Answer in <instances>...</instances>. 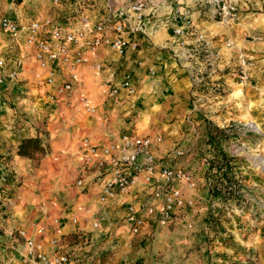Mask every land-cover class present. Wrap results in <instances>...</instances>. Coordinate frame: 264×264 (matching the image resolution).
Listing matches in <instances>:
<instances>
[{
  "label": "built area",
  "instance_id": "2783aa9c",
  "mask_svg": "<svg viewBox=\"0 0 264 264\" xmlns=\"http://www.w3.org/2000/svg\"><path fill=\"white\" fill-rule=\"evenodd\" d=\"M64 4L75 6V9L64 16L31 17L23 21L4 16L0 20V31L34 62V82L44 91L49 103L77 105L85 114L102 118L103 111L93 104L83 86L84 74L103 75L109 68L107 51L120 59L127 58L130 53L139 52L140 34L150 38L158 29L172 31L178 48L173 51V58L178 67L188 72L191 91L198 103L205 102L207 95L224 99L223 95L227 94V88L219 80L220 72L230 63L223 58L221 48L216 44L231 49L234 40L226 38L222 41L219 36L209 35L200 28L199 22L207 14L220 25L240 26L243 0H52L55 8ZM161 8H167V11L159 18ZM151 18L154 22L147 32ZM11 62L0 52V88L14 87L20 82L23 61L17 58L13 66H10ZM252 64L243 53L238 55L236 69L241 87L250 84ZM102 84L110 99L132 98L138 93L137 79L132 72H126L120 78L112 72L103 78ZM100 120V126L106 127V119ZM206 127L205 147L201 151L204 177L210 191L215 188L221 191L219 196L211 195L213 218L220 211H225L228 217L232 213L244 215L247 205L241 199L248 194V189L255 192L259 188L255 183L248 185L247 179L264 173V157L254 139L264 133L253 123L241 121L214 125L208 119ZM162 141V137L123 134L105 145L89 138L82 142L83 161L95 169L96 181L100 182L99 202L102 205L129 195L135 188L139 190L135 196L137 202L128 205L122 218L133 236L140 235L149 225L169 227L178 222L187 209L196 207V200L181 188L186 187L188 193L196 191V176L190 170L165 164L156 157L153 146ZM190 154L191 149L177 147L169 161ZM86 183V178H82L76 185L86 190ZM257 205V210L254 206L248 208L249 216L254 218L252 230L264 227V202ZM44 216L46 219V213ZM72 223L78 224V220L74 218ZM60 224L59 219L52 222L53 227ZM209 226L213 232L222 234L220 227L212 221ZM93 227L101 229L99 219L93 222ZM49 228L43 222H37L32 230L23 228L16 235L11 232L12 242L8 247L12 257L3 264H94L90 253L84 252L83 243L66 244L59 236H51L52 252H47L45 240ZM189 229H193L192 224Z\"/></svg>",
  "mask_w": 264,
  "mask_h": 264
},
{
  "label": "crops",
  "instance_id": "0c3cea01",
  "mask_svg": "<svg viewBox=\"0 0 264 264\" xmlns=\"http://www.w3.org/2000/svg\"><path fill=\"white\" fill-rule=\"evenodd\" d=\"M74 9L75 6L68 4L55 8L52 5V0H0V20L4 16L21 21L31 17L55 16L57 14L64 16L70 14ZM166 11L167 8H161L158 17L162 18L160 14H164ZM241 17L240 26H224L223 28L211 15L206 14L201 18L199 26L211 36H219L222 41L226 38L234 40V47L231 49L218 42L216 44L221 48L223 58L230 63L220 76L227 91L233 93L235 88L240 87L239 72L236 69L238 55L245 51L248 58L253 61L249 68L250 84L244 87V89L248 88L252 91L255 97L256 101L253 103L257 107L253 111L252 103L246 102V96L240 90L235 93L242 94L243 98L235 97L234 93L230 94L222 99L223 102L226 101V105H223L222 109L216 104L219 99L211 98V95L206 96L205 102L198 103L191 91L188 72L178 67L173 58V51L178 48H176L171 30L158 29L156 34L150 38L146 34H140L138 53H130L129 57L120 59L113 52L107 51L105 54H107L108 71L101 76L84 74L83 86L90 95L93 104L103 111V116L102 118L101 116L93 118L91 116V119L84 117L82 123L75 124L71 128V137L68 141H63V144H68L66 151L68 150L71 158L70 165L75 174L74 181L69 183L68 189L64 191L65 203L62 204L59 212L49 217L47 214L46 219H43L45 216L38 215L34 222H43L47 227H50L45 240L47 252H52L49 244L51 236H59L66 244H71L68 240L72 239H75V243L79 242L81 245L83 243L84 252L90 253L91 260H95L94 264H146L148 255L145 247L153 237H156L158 251L164 252L162 264H199L201 258L204 264H233L235 261L239 264L242 260H246L240 252L236 253L237 250L235 252L232 250L233 246L230 245V242H227L224 237L222 238L218 232L215 233L209 229L210 226L207 225L205 218V223L201 227L198 226V222L202 220H200V216L203 218L202 210H204L199 208L198 201L201 200L202 194L205 195V201H211L210 196L207 195V188L203 184L205 168L201 159V151L205 147L203 135L207 129L208 119H211L214 125L230 123L236 118L244 117L256 123L260 122V125H263L261 121H264V93H262V91L264 92V55L260 53L264 48V34L262 33L264 32V2L262 0H243ZM153 19L151 18L147 25V32L151 30ZM260 24L263 26L261 27ZM253 34L261 37L259 41H247V37ZM0 52L12 60L10 66H13L15 59H22L23 70L20 74V82L31 76L29 83V88H31V84L35 83L33 81L36 72L34 62L20 49V46L1 31ZM152 71L155 72L154 75ZM112 72L117 78L122 77L126 72H132L137 79V95L132 98H108L107 89L103 86L102 80ZM19 84L14 87L0 88V152L4 151L2 153L3 160L12 155L18 161L17 152L22 141L37 137V127L32 125L36 121L26 124L18 132L19 135L9 131L18 112L7 108L6 94L3 95V92L18 87ZM34 90L38 92L35 99L42 101L40 104H48L49 110L46 114L53 113V104L48 102L46 95L39 88ZM218 110H220V114L217 115ZM21 112L19 111V113ZM37 118L40 119V115L35 116V120ZM103 118L106 119V127L100 126V119ZM36 125L38 124L36 123ZM123 134L145 135L154 139L162 137L163 141L155 143L152 149L156 157L164 161L165 164L190 170L196 176L198 180L196 191L188 193L186 187L181 186L185 193L190 194L196 200V207L187 209L178 222L166 228L149 225L140 235L133 236L129 228L124 226L122 218L128 205L137 202L135 196L138 189H133L129 195L113 200L106 206L99 202L100 182L97 183L95 169H91L83 161L80 152L83 139L89 138L94 143L105 145L116 141ZM261 145L264 146V142ZM177 147L191 149V154L183 159L170 162L171 153ZM176 163L178 165H175ZM4 164L0 163V166ZM3 175L0 169V178ZM82 178L87 180L86 190H82L76 185L77 181ZM138 193H140L139 190ZM199 214L201 215L199 216ZM74 218L78 220V224L72 223ZM54 219L61 221L60 226H52ZM96 219H99L101 223L100 230L93 227V222ZM236 220L233 218L230 223L222 225L223 235L228 234V238L233 236V242H237V244L243 242V244H247L246 246L256 249L253 254L256 256L258 253L257 264H264V227L255 230L256 232L247 238L249 242L242 241L241 229L237 228ZM191 224L193 229H189ZM23 226L26 227V225ZM27 228L33 229L31 226ZM92 243L95 244L92 246ZM233 245L236 246V243ZM198 247L200 248L199 252L196 251ZM134 248L138 250L135 251ZM10 257H12V253L9 247H0V263H4ZM247 257L250 258V255Z\"/></svg>",
  "mask_w": 264,
  "mask_h": 264
},
{
  "label": "rangeland",
  "instance_id": "374dc122",
  "mask_svg": "<svg viewBox=\"0 0 264 264\" xmlns=\"http://www.w3.org/2000/svg\"><path fill=\"white\" fill-rule=\"evenodd\" d=\"M219 26L224 28L223 25ZM262 26L263 25H261V27ZM262 33L264 34V32ZM260 38L261 37L259 35L253 34L247 37V41H259ZM241 53H243L248 58V55L245 51ZM260 53L264 55V48L261 49ZM28 78L29 79L20 82L18 87L11 88L10 90L3 92V95L6 94L5 98L7 99V108L11 109L13 112H18L17 116L14 115L16 116V119L13 118L14 116L12 117L14 119V123L12 124L13 126L9 131L15 135H19L18 132L22 130L26 124H31L32 122L34 123V121H36L38 125H36V123L32 125L37 127L36 135L41 137L44 151L42 154H35L32 159L18 157V161H16L12 155L3 160L4 157L2 156V153H4V151L0 152V163H5L4 165L0 166L1 174L3 175L6 173L0 178L1 248L11 245V232L16 235L20 229L25 228L29 230L27 228L29 226L33 228L35 219L38 215L44 216V213H46V215L48 214L49 217L51 215H56L59 212L60 207L65 203L64 191L68 189L69 183H73L75 177L73 168L70 165V155L67 152L68 150L66 151L68 144H63V141H68V139L71 137V128H73L75 124L82 123L84 117H89L91 119V116L85 114L77 105L75 107H68L62 104L53 105V113L47 115L46 113L49 110V106H47L48 104H40L42 101L35 99L36 95L38 96V92L34 89L39 88V86L36 83H33L31 84L32 87L29 88L31 76ZM221 81L222 79L219 80V82L222 84ZM20 86H22V88H20ZM239 90L246 96V102L252 103L251 109L253 111L257 105L253 103V101L256 100L252 91H250L248 88L244 89V87L241 86L237 87L233 91L235 97L243 98L242 94L235 93ZM41 91L43 94H45L43 90ZM233 93L228 91L226 95H223V98H226ZM262 93L264 92L262 91ZM205 95H207V93H205ZM223 101L224 100L219 99L216 101V104L221 108L223 105H226V101ZM219 102H222L223 104ZM19 111L22 112L19 113ZM218 111L219 112L217 115L220 114V110ZM37 115H40V119L37 118V120H35V116ZM235 121L256 123L255 121L245 117L241 119L236 118ZM233 122L234 121H231V123ZM261 123H263V125H260V122L256 124H259L264 131V121H261ZM254 139L257 140V144L260 145V153L264 157V146L261 145V143L264 142V135L261 137H254ZM203 178V184L206 186L208 192V194H206L208 197L210 196V200H212V194H218V196L221 195V191L217 190L216 188L213 189L214 193H212L213 190H209L206 184V179L205 177ZM254 183L259 186L258 190L252 192L251 189H248V194L244 195V197L241 199L242 202L247 205V210H245L244 215H236L232 213L231 216L228 217L225 211H220L218 213L216 212L217 216L213 218V202L207 200L205 201V195L203 194L201 196V200L198 201L199 208L204 209L202 210L203 218H201V214H199L200 220H202L198 222V226L201 227L205 223L204 218L206 219L208 226L210 221H212L215 226H219L222 233L220 236L222 238L224 237L227 242H230V245L233 246L232 250L234 252L237 250L236 253L240 252L243 258L246 259L242 260L239 264H257L258 253H256L257 255L255 256L253 252H256V249L246 246L247 244H243V242L240 244L233 242V236L228 238V234L223 235L224 231L222 232V225L224 223H230L233 218H236V222L238 224L237 228L241 229L240 237L242 241L247 240V242H249L247 238L256 232L257 229L252 230V221H254V218L249 216L248 208L254 206L257 210V204L259 203V205H261V203L263 204L264 202V173L247 179L248 185H253ZM257 197H259L260 200ZM23 225H26V227ZM156 241V237H153L151 242L145 247L147 251L146 254L148 255L146 264H162L164 262V252L158 251L159 247ZM68 242L73 244L76 241L75 239H72L68 240ZM234 243H236V246L233 245ZM218 247H221V245H218ZM134 250L136 251L138 249L134 248ZM196 251L199 252L200 248L198 247ZM248 255H250V258L247 257ZM198 263L204 264L203 259L201 258ZM233 264L238 263L235 261Z\"/></svg>",
  "mask_w": 264,
  "mask_h": 264
},
{
  "label": "trees",
  "instance_id": "16d2710c",
  "mask_svg": "<svg viewBox=\"0 0 264 264\" xmlns=\"http://www.w3.org/2000/svg\"><path fill=\"white\" fill-rule=\"evenodd\" d=\"M44 151L40 136L28 138L22 141L18 148L17 155L21 158L32 159L35 154H42Z\"/></svg>",
  "mask_w": 264,
  "mask_h": 264
},
{
  "label": "bare ground",
  "instance_id": "6f19581e",
  "mask_svg": "<svg viewBox=\"0 0 264 264\" xmlns=\"http://www.w3.org/2000/svg\"><path fill=\"white\" fill-rule=\"evenodd\" d=\"M250 123H253V122H250ZM253 124H254V126H255V128H256L257 130L263 132L262 128H261L259 125H257L256 123H253Z\"/></svg>",
  "mask_w": 264,
  "mask_h": 264
}]
</instances>
